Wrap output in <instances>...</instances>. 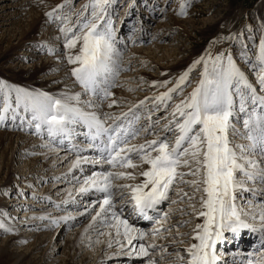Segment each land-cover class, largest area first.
Returning a JSON list of instances; mask_svg holds the SVG:
<instances>
[{
	"label": "snow or ice",
	"instance_id": "obj_1",
	"mask_svg": "<svg viewBox=\"0 0 264 264\" xmlns=\"http://www.w3.org/2000/svg\"><path fill=\"white\" fill-rule=\"evenodd\" d=\"M70 3L71 0H65L45 16L58 22L60 36L56 39L63 38L61 55L70 66V77L81 91L53 95L0 83L3 99L0 123L6 120L9 111L15 120L16 113L22 110L30 116L29 130L34 129L33 134L41 138L47 136V142L40 147L53 150L57 142L64 144L65 141L71 145L69 151H75L76 156L69 172L83 171L82 165L87 163L101 167V171H92L86 176L78 189L80 193L99 194L89 206L95 215L85 232L99 220L109 229V248L115 243L120 254L143 258V264H163L172 253L167 246L157 244V239L165 238L163 234L175 227L177 236L181 237L179 242L183 243L179 228L191 221L165 227L173 213L163 212L161 206L165 202L175 205L184 201L202 222L192 229L193 242L183 252L175 250V264H218L217 249L227 239L226 233L238 237L242 230L258 232L264 247V199L258 201L264 198V38L260 40L257 63L252 65L258 88L237 65L230 51L215 56L208 52L193 62V67L203 65L198 85L174 104L165 117L167 122L161 129L164 134L158 135L151 116L147 117L150 123L146 128L136 127L140 120L137 112L149 100L159 102L153 105L157 109L164 104L167 111L166 102L182 92L192 67L178 77L172 88L132 104L126 112L116 115L98 111L113 96L110 89L117 86L115 77L121 63V52L114 46L116 28L107 12L111 0H89L75 13L74 22L71 10L63 12ZM186 6L181 5V15L185 14ZM53 51L49 48L50 53ZM169 83L153 81L152 85ZM134 90L129 88V91ZM117 103L111 99L107 107L112 108ZM23 123L21 117V125ZM154 123L158 125L160 120ZM78 128H86L87 132H78ZM141 131L155 138L140 144L131 143ZM78 135L84 136L86 144L74 142ZM88 150H95L98 155L80 154ZM127 169L133 171H125ZM137 169L143 177L141 182H114L135 181ZM186 176L193 179L185 180ZM179 183L189 184L194 193L199 194V208L191 203L196 196L186 191L177 192L180 200L172 199L171 192ZM245 192L250 198L246 201L247 209L242 210L237 201ZM180 212L190 215L185 209ZM69 219L74 217L62 216L51 223L58 226L60 221ZM140 220L148 221L152 227L149 230L138 227ZM0 229L5 233L11 231L2 223ZM255 264H264V256Z\"/></svg>",
	"mask_w": 264,
	"mask_h": 264
},
{
	"label": "rangeland",
	"instance_id": "obj_2",
	"mask_svg": "<svg viewBox=\"0 0 264 264\" xmlns=\"http://www.w3.org/2000/svg\"><path fill=\"white\" fill-rule=\"evenodd\" d=\"M15 1H18L17 3L21 2V0H15ZM28 1L31 2L32 8H35V10L39 11L38 13L41 16L42 18L41 20L43 22L42 25L46 28H50L49 34H54L53 35L54 39L52 43L55 45L58 44L62 46L63 49V38L59 40L56 39L58 36H60V33L58 31V22L50 21L45 16V13L52 11L54 8L57 7V5L64 4L65 0H28ZM88 2L89 0H71V3L65 6L63 12L68 13L71 10L72 20L74 22L76 19L75 13H79L81 11L82 6L87 4ZM182 4L187 5L186 8L184 9L185 14L183 15L180 14ZM90 11L91 9H89L88 14H90ZM107 12L109 18L113 20L114 26L116 28V38H115L116 43L114 46L116 48L118 47V49L122 45L128 46L125 48V50H120L122 53L121 54L122 57H121V63L119 65V74L116 77L119 78L121 76V72L123 75L128 74L127 72L129 73L134 72L130 70L131 66H132V70L135 69L133 68L134 65L132 64L131 57L128 56V53L135 51L136 49L137 50L151 49V51L153 52L151 51L149 52L153 53L155 59L153 57L152 58L154 62H160L161 64L160 63L158 64L161 66L158 67L159 69L156 70L155 67H153L152 65L151 66L153 69H151L150 66H148L149 63L146 64V62L142 66L140 64H137L144 69L143 70L144 75L140 74L141 76L139 75V77L133 80L132 83L128 82L126 83V85L123 84L122 81L117 80L115 82L117 86L113 87L115 92L114 91L112 92L113 93L112 97L120 104L114 105L112 107L113 109L112 110L111 108L107 107L108 101H105L104 102L105 105L103 104L102 106L103 108L104 106H106V108L111 110L112 113L116 115H119L121 112H126L132 104H136L140 100H144L146 97H153L159 95L161 93L166 92L169 88H172L178 77L183 72L188 71V69L192 67V71L189 73L188 81H186L185 84L182 86V92L174 94L173 100L166 102L167 111H165L164 104H160L159 109L155 108L153 105L159 102L151 101V100L146 101L145 106L138 110L137 114L140 116V120L137 122L136 127L139 129L146 128L149 125L150 122L147 119V117L151 116V122L153 123V127L156 133L158 135L164 134L161 131V129L164 123L167 122L165 120V117H167L168 113L172 111L174 104L179 103L181 99H183L188 94H190L192 90L198 85L200 79V73L203 71V65L199 64L193 67V62L195 60H198L201 56H204L208 52H210L212 56H215L219 52L226 50L230 51L233 55L234 61L243 71L246 72V74L249 77V80L253 82V84L255 85L256 78L255 75L253 74L252 65H255L257 63L256 55L259 51L260 40L264 38V0H111V3L107 7ZM2 15H5V13ZM22 17L23 16L15 18L13 20L15 22H13L14 24H12L13 25L12 27L9 28H7V26L0 27V83H7L10 87L13 88L19 87V88H26L28 90H40L41 89L40 84L42 81L47 79L46 77L42 78L40 75L31 76L22 73V70L24 68L22 67V62H20V59L18 57H21L22 55H26L25 53L29 51H26V49L22 47L17 49V51L12 50V46L14 44L13 42H11L13 34L15 32L16 34H18L19 32V30H16L18 25L16 23L17 21L22 20ZM7 19L8 17L3 18V20H5L3 21L4 22L3 24H6L5 22L7 21ZM141 28L143 29L142 31L140 30ZM229 35L233 36L234 39L232 40L220 39L222 37H228ZM53 36H51L50 38H52ZM214 41L216 42L213 43ZM52 43L47 42L46 46L51 47ZM33 50H30V52H35ZM126 50L128 53L122 52ZM75 51L76 50H73V52ZM26 57L27 56H25V58ZM123 58H125V60ZM62 63L64 64L63 73H65L67 79H64V81H62L65 87L63 88L61 87L60 90L67 91L68 89H65L66 86H69L67 88L80 89L79 85L74 84V82H72L74 81V78H70L69 75L70 66L67 65V61L65 58H62ZM145 69L147 70L146 72ZM258 70H259V66H257L256 68V71ZM48 79H51V77L49 76ZM165 80L170 81V83L167 86H160V84H157L156 86L152 85L153 81L162 82ZM118 81H120L119 82L120 84H118ZM134 82L135 84L136 83L138 84L135 85ZM127 84H128V89H127ZM122 86L123 87L126 86V87L122 88ZM255 86H257L258 88V85ZM52 87H57V86L53 84ZM135 87L136 89H138L137 91ZM113 88L111 89L113 90ZM116 88H118V91L120 90L121 91L118 92ZM129 88L135 90L129 91ZM40 91H44V90L41 89ZM122 91L124 92L122 93ZM46 92L50 93L47 90ZM116 92L120 94L118 95ZM114 96H118V98L117 97L115 98ZM128 96L129 99L126 98ZM14 98H15V93H13V100ZM119 98L122 99L120 100ZM120 101H122V103ZM2 107H3V99H2V94H0V108ZM6 115H7L6 120L0 123V133L12 134L14 132L13 136L16 135L15 137L21 136L26 138L28 141L30 139L29 145H32V147L35 145L36 142H40L42 144L47 142L46 135L43 138H41L40 136L33 134L34 129L29 130L27 121L28 119H30V116H26V114L22 110L16 113L15 120L12 119L13 114L11 111H9V113H7ZM20 115H23L24 118L23 125H21L22 116ZM129 119H131V116L129 117ZM158 119L160 120V124L157 125L154 122ZM143 133L144 132L141 131V134L137 137V139L131 141V143L140 144L143 143L145 140H151L155 138L153 135H149V134H147L148 136L146 135L145 137L142 138V136L145 134ZM66 143L68 142L65 141V145ZM2 145L3 146H1L0 151L4 149L5 153L2 158L0 152V223H2L5 227L9 228L11 231L5 233L3 229H0V264H37L36 263L37 259H34V255H26V251H25L26 246L30 244V241L26 242L25 240H23L22 241L24 243L23 244L20 240H18L21 238L23 234V231L19 230L21 227L18 225V221H20L21 219L17 220L16 217L18 215L10 214L14 212L15 206H13V204H17V203L16 201L15 203L7 202V200H9L12 196H14L15 197L14 199L15 200L17 199L18 201L24 200L26 198V202L27 204L28 203L29 204L28 205L24 204L23 206L24 210L34 209V205L36 204L39 205V203L40 205L44 204L46 206L44 212L48 211V214L45 215L46 217L45 220H47L45 222L50 224L51 221L49 220V217L55 216L53 215V213H51V211L60 214L63 212L62 215L66 213L68 215L71 213V211L69 212V207H68V202L71 198H68L65 202H63L62 199L61 200L56 199V197L52 195L53 188H51V186H53L52 183L57 184V182H54L57 180V178L53 180L51 179V181L49 182L48 180L39 182L38 185H35V183L33 184L32 181L31 184L30 182H27L29 183V187L31 188L30 189L31 193L24 192L20 184L14 182L17 180V176L19 175V170L21 169V165L19 167V163H18V161L20 160V154L18 155V151H20L22 147L19 145L16 146L12 145L11 147L13 148H11L8 147L7 142H5ZM60 148L62 150H66L63 149L62 146H60V144L57 142L56 147L53 150L61 151L59 150ZM22 151L21 153L26 155L25 156L26 158L24 159L25 160L28 159L27 160L28 164H29V160L33 159V157L34 158L36 157V154L34 155L35 152L34 153L31 152L34 151L31 148L30 149L24 148ZM70 155L72 154L70 153ZM11 160L17 161L18 164L12 165ZM119 170H123V169H119ZM52 171H53L52 173L55 172L57 173V174L55 173L56 174L55 177L59 175L58 171H54V170ZM125 171H133V170L127 169ZM139 171H140L139 169L135 170L134 173L136 175L135 181H131V180H121V181L119 180V181L121 183L141 182L143 180V177L139 175ZM185 171L187 170L185 169ZM71 175L73 177L74 176L79 177L78 170H73L71 172ZM191 179H193V177L190 176L185 177V180H191ZM120 182H116V183H120ZM42 183H44V187L47 188V192L49 193V195L45 196L44 198L39 197L40 196L39 190L43 189L44 187L41 186L42 187L41 188L38 186L42 185ZM67 185L74 187L68 183ZM68 189L70 190L69 191L70 197L76 195L74 194L75 189L73 188L70 189V187ZM180 190L186 191L190 194H194L196 196L195 199L196 201L193 200L191 201V203H195L197 208H199V194L194 193V189L187 183H179L172 190L171 192L172 199L180 200V198L177 196V192ZM28 195L29 197H27ZM20 197H22L23 199H20ZM249 198H250V194L245 192L240 202L242 204L241 206L242 210L247 209L246 201ZM83 199H84L83 196H79L78 200L75 201L77 207H80V205L84 203ZM95 199H97V196ZM260 199H264V198H258V201ZM66 202L67 205H65ZM117 203H120V201L117 200ZM179 204H180L179 207L181 208L183 207V209H185L186 212L189 213L190 215H182V214L178 215L181 212L177 208H174V210L177 209L178 210L177 212L179 213L177 212L174 213L175 211L173 210L172 207L178 206ZM187 205L188 203L184 201H180L175 205H169V203H167L166 204L167 207L165 206L163 212H172L175 216V220L178 219L180 222L186 220L191 221L185 226L179 228V231L185 234L184 238L188 239L191 237L192 229L195 227V224L201 223L202 220H198L197 217L195 216L194 210ZM86 208L87 206L85 208L83 207L82 209H86ZM93 215H95V211H92L91 208L82 216L79 215L70 216V217H74V219H69L70 224L67 227L65 226V230L63 229V232L60 233V238H61L60 243L65 241L66 242L70 241L72 238L75 239L74 237L75 234H77L78 232L85 231V229L88 227L89 224L88 222H91L92 220L91 218ZM184 216L186 217L185 219H183ZM39 220L41 222L43 221L41 219ZM169 220H171V218ZM151 227L152 225H149V227H145V228H151ZM54 230H56V228H54V225H51L50 228L45 230V232L48 231V233H51ZM174 230L177 231L175 227L172 228V231ZM100 232H104L105 234L98 236L97 240H99L100 242L97 243L96 247H90L85 249V246L83 244H80L81 242H84L86 240L85 239L87 238L86 235H84V238H81L78 241V244H80V246L75 247V251L73 249H70V247L68 246L67 252L65 253L64 251L62 253L64 258L65 256H67L66 259L63 258L64 259L63 261H65V263L62 262L61 264H67V263L69 264L71 262L70 261L71 257H73L74 255V252L77 253V256H74L75 264H80V262L83 264H95L96 262L95 260H97L99 257H104L105 255H107L105 259H108L107 260L108 264H143V258H137L135 256H131V258L132 257L134 258L133 259L130 258V260L126 261L127 255L120 254L117 246H113L111 248L104 247V242L109 241L110 239L109 235L107 234L109 232V229L106 228V230L104 231L102 230ZM22 237H24V234ZM16 239L19 242H16ZM2 240L6 241L4 245ZM157 240L158 243L159 242L161 243L160 245H165L166 243H169L165 240V238H158ZM171 245L180 246L175 241H173ZM187 246L188 245L186 243L184 247ZM97 248L100 249L98 252L96 251ZM261 252H264V247ZM222 253L223 254L220 256L221 257L219 262L220 264H235L233 261V255H232L233 252L231 249H227V252H222ZM251 253L252 252L249 251V255L252 256ZM218 254H219V250L217 249V255ZM56 257L59 258L61 261V257H59V254H57Z\"/></svg>",
	"mask_w": 264,
	"mask_h": 264
},
{
	"label": "bare ground",
	"instance_id": "obj_3",
	"mask_svg": "<svg viewBox=\"0 0 264 264\" xmlns=\"http://www.w3.org/2000/svg\"><path fill=\"white\" fill-rule=\"evenodd\" d=\"M17 2L18 1H15V0H0V27H4V26H7V28L12 27L13 26L12 24H14L13 22H15L13 20L17 17L23 16L22 20H19L16 23V24H18L16 30H19V32H18V34H16V32L13 34L12 41H11L14 43L12 46L13 51H17V49H19L21 47L25 48L26 51H29V52L25 53L26 55H22L21 57H18L20 59V62H22V67L24 68L22 70V73L23 74L25 73V74H28L31 76L40 75L42 78L46 77L47 79L42 81L40 84L41 89H43L44 91H46V90L49 91L50 92L49 94L59 95L61 92H64V91L60 90L61 87L62 88L65 87V85L63 84L62 81H64V79H67V77L65 76V73H63L64 64L62 63L63 57L61 55L62 50H63L62 46H60L58 44L55 45L52 43L53 39H54V36H53L54 34H49L50 28H46L42 25L43 22L41 20L42 19L41 16L38 13L39 11H37V10H35V8L31 7V2H29L28 0H21V2H19V3H17ZM4 13H5V15H2ZM4 17H8L7 21L5 22L6 24H3L4 23L3 21H5V20H3ZM5 30H7V29H5ZM51 36H53V37L50 38ZM126 39H128V38H126ZM47 42H51L52 46L51 47L46 46ZM41 44H44L45 46L40 47L39 45H41ZM126 47H128V46L122 45L119 47V50H125ZM49 48L54 49V51L50 53ZM30 50H33L35 52H30ZM128 50H129V48H128ZM131 50H133V49H131ZM149 51H151V49H147V50H143V49L137 50L136 49L135 51H132L129 53L127 52V50L122 51V52L128 53V56L131 57L132 64L134 65L133 68L135 70H132V66H131L130 70L134 71L133 73L130 71L132 74L127 72L128 74L123 75L121 72V76L119 78L115 77V82L117 80H120L125 85L128 82L132 83V81L137 79V77H139L140 74L144 75V71H143L144 69L141 68V66L145 62H146V64L149 63L148 66H150L151 69H153L152 66L155 67L156 70L159 69L158 67H160L161 65H159L158 63H160V62H154V60H153L154 55H153V53H150ZM151 52H153V51H151ZM25 56H27V57L25 58ZM126 58H128V57H126ZM123 59L125 60V58H123ZM129 60H130V58H129ZM135 63H136V65H135ZM137 64H140L141 66H139ZM129 65H131V64H129ZM145 67H146V65H145ZM146 69H145V72L147 71ZM149 75H148V77H149ZM49 76L51 77V79H48ZM120 81H118V84H120L119 83ZM53 84L56 85L57 87H52ZM134 84H135V82H134ZM136 84H138V83H136ZM67 87H69V86H66L65 89H68L67 91H69L70 93H75V92L81 91V89L75 88L76 89L75 90V89L67 88ZM125 87L126 86H124V87L122 86V88H125ZM119 88H121V87H119ZM116 89L118 91V88H116ZM127 89H128V84H127ZM135 89H136V87H135ZM139 89H141V88H139ZM137 90L138 89H136V91ZM113 91L115 92L114 88H113V90L111 89V92H113ZM120 91H118V92H120ZM123 92L124 91H122V93ZM130 95H131V93H130ZM136 95H137V92H136ZM114 97L118 98V96H114ZM82 98L87 99V97H82ZM126 98L129 99V96ZM111 99H113V97H110L108 102H110ZM120 102L122 103V101H120ZM119 104L120 103H117V105H119ZM104 105H105V103H104ZM98 111L112 113V111L109 110L108 108H106V106H104V108L103 107L100 108ZM20 116L23 117V115H20ZM84 129H86V128H78L77 131L78 132H84L83 131ZM13 133L12 134L11 133H9V134L0 133V148H1V146H3L2 144H4L5 142H7L8 147H11L12 145H14V146L19 145L22 147V148L20 147L21 149H20V151H18V155L20 154V160H22V161H20V160L18 161L19 167L21 165V169L19 170V175L17 176V180L14 182L20 184V186L22 187V190L24 192L31 193V190H30L31 188L29 187V183H27V182H30V184H31V181H32L33 184L35 183V185H38L39 182H43L45 180H48V182H49V181H51V179L53 180V179L57 178V180L54 181V182H57V184L52 183L53 186H51V188H53L52 195L54 197H56V199H59V200L62 199L63 202H65L68 198H71L68 202L69 212L71 211V213L68 215H67V213L62 215L63 212L60 214V213H56V212L51 211V213H53V215H55V216L49 217L50 221L53 219H59L62 216H77V215L82 216L81 213H83V215L86 213L85 209H82V208L83 207L85 208L86 206L89 210L91 209V207H89V206L92 205V202L94 200H96L95 198H96V196L98 197L99 194L95 193L94 191L87 192V193H80L78 191V189L81 187V184L83 183L84 178L86 176L91 175L92 171H101L102 170L99 165H96L95 167H93V165L90 163L83 164L82 165L83 171H81L79 169H74V170H78L79 177H75V176L73 177L71 175L72 171L69 172V168H70L72 161L75 159L74 158L75 154L73 155L74 152L69 151L70 148H68V146L63 148L66 150H62L60 148L59 150H61V151H57V150H50L48 148H42V147H40V145L42 143L36 142L35 145L33 144L34 146L32 147V145H29L30 139L28 141L26 138L21 137V136L15 137L16 135L13 136ZM146 135L147 134H144L142 136V138L145 137ZM78 136H80V137L79 138L76 137L77 139H75L74 142L82 144L80 141L84 137H83V135H78ZM64 144H65V142H64ZM60 146H62V144H60ZM23 147L25 149L31 148L32 150H34L31 152H33V153L35 152L34 155L36 154L35 158L33 157V159L29 160V164L27 161L28 159L27 160L24 159V158H26L25 157L26 155L21 153V151L24 149ZM11 148H13V147H11ZM0 152H1V157L3 158L5 150L2 149V151H0ZM28 152H30V151H28ZM69 152L72 155H70ZM85 152H86L85 156L90 157V155H89L90 150L85 151ZM11 155H12V153H11ZM2 158H1V160H2ZM11 161H12L11 162L12 165L18 164L17 161H15V160L14 161L11 160ZM105 168H107V166H105ZM52 170L58 171L59 175H57V177H55V175L57 173L56 172H55L56 174L52 173L53 172ZM120 181H114V182L116 183V182H120ZM67 183L74 186V187L68 186ZM41 186L44 187V183H42V185H40L38 187H41ZM66 186H68V187H66ZM69 187H70V189L71 188L75 189L74 194H76V195L70 197V195H69L70 190L68 189ZM45 188L46 187L39 190V195H40L39 197L40 198H44L45 196L49 195V193L47 192V188L46 189ZM244 194L245 193H243L241 198L237 201V203L240 205V207L242 206V204L240 202H241V199L243 198ZM19 196H21V195H19ZM79 196L84 197V199H83L84 203L82 205H80V207H77L75 204V201L78 200ZM89 196H92V197H89ZM27 197H29V195ZM14 198L15 197L12 196L9 200H7V202L15 203V201H16V203H17V204H13V206H15L14 212L10 213V214L18 215L19 217L18 216H17L18 218L16 217L17 220L21 219L20 221H18V225L21 227L19 230L23 231L24 237H22L23 236V234H22L21 238L18 240H20L21 242L23 240H25L26 242L30 241V244H28L26 246V250H25L26 255H34V259H37L36 260L37 264H61L62 262L65 263V261H63V260L66 259L67 256H65V258H64L62 253L64 251H65V253L67 252L68 246L70 247V249H73L74 251H75V247L80 246V244H83L85 246V249L90 248V247H96L97 238H98V236H100L98 232H100L102 230L103 231L106 230V227H104L101 224V222L98 220L95 223V225L91 229H89V231L87 233L85 231L78 232L74 236L75 239L72 238L70 241H67V242L65 241V242L60 243V239H61L60 233L63 232V229L65 230V226L67 227L70 224L69 223L70 220H67L66 222L60 221L58 226L54 225V228H56V230L52 231L51 232L52 234L48 233V231L45 232L46 229L50 228V226L53 225L51 223L49 224V223L45 222V221H47L45 219L42 222L39 220V217H41V216L45 217V215L48 214V211L44 212L45 211L44 209H46L45 208L46 206L44 204L40 205V203H39V205L38 204L34 205V209L24 210L23 206H24V204H27L26 198L24 200H19V201L17 199L15 200ZM20 199H23V198L20 197ZM167 203L168 202H165L163 205L166 206ZM65 205H67V202ZM117 205L119 206V203H117ZM179 206H180V204L178 206H174L172 208H173V210H174V208H177L180 211V209H183V207L181 208ZM184 206H186V205H184ZM177 209L174 210L175 211L174 213H176L178 211ZM162 210H164V207L162 208ZM177 213H179V212H177ZM178 215H181V213H179ZM185 218L186 217L184 216L183 219H185ZM17 220H15V221H17ZM198 220H201V219H198ZM91 222H92V220H91ZM91 222H88V223L90 224ZM179 222L180 221L178 219L175 220L174 214L171 216V220H168V224H170V225H176ZM256 223H258V220L256 221ZM89 224H88V226H89ZM167 225H165V227H167ZM137 226L142 227L146 230L150 229V228H145V227H149V225L142 224L141 220L137 222ZM179 233L183 234V236H182V239L184 241L183 243L179 242L181 237L177 236V231L174 230L170 233H167V232L164 233L163 236L165 237V240L167 242H169V243H166L165 246H167L168 252L172 253V255L166 257L165 260L163 261V264H175V250H181V252H183V248L184 249L186 248V247H184L186 245V243L189 246L193 242L191 237L187 239V238H184L185 234L183 232L179 231ZM255 234L260 236V234L258 232ZM84 235L87 236V238H85L86 240L84 242H81L80 244H78V241L81 238H84ZM229 235H230V233H226L227 239L225 241H223L224 244L218 246V250H219L218 264H220L219 263L220 259H221L220 256L223 254L222 252H227V249L232 250L233 261L235 262V264H238V261H237L238 258L246 260L245 259L246 256L249 255V251H250L249 248L250 247H248L247 245L249 244V242H251L253 240V238H252L253 235L249 234L248 231L245 232V230H242L241 236H243V239L241 241H237L233 236H229ZM15 238H17V237H15ZM112 238L114 239V235ZM173 238H175V239H173ZM247 239H249V242H247ZM2 241H3V245H4V243L6 241L5 240H2ZM157 241H156L157 244H161L160 242L158 243ZM173 241H175L180 246L171 245ZM16 242H19V241H17V239H16ZM107 245H108V241L104 242V247L107 248L108 247ZM113 246H116L115 243H113ZM258 249L263 250V247L260 246V247H258ZM99 250H100L99 248L96 249L97 252ZM57 254H59V257H61V261L59 258L56 257ZM261 254H263V252ZM74 256H77V253L74 252L73 257H71V259L69 258L71 261V262L69 261L70 262L69 264H75ZM106 256L107 255H105L104 257H99L97 260H95L96 261L95 264H108L107 263L108 259H105ZM130 258L131 257L127 256L126 261L130 260ZM133 258L134 257H132L131 259H133ZM114 260H116V259H114ZM124 263H127V262H124ZM80 264H83V263L80 262Z\"/></svg>",
	"mask_w": 264,
	"mask_h": 264
}]
</instances>
